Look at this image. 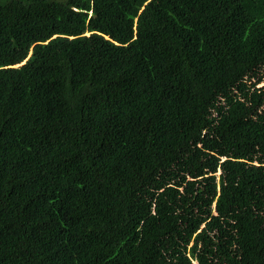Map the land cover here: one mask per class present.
Masks as SVG:
<instances>
[{"label": "trees", "instance_id": "16d2710c", "mask_svg": "<svg viewBox=\"0 0 264 264\" xmlns=\"http://www.w3.org/2000/svg\"><path fill=\"white\" fill-rule=\"evenodd\" d=\"M264 0H0V264H264Z\"/></svg>", "mask_w": 264, "mask_h": 264}, {"label": "rangeland", "instance_id": "374dc122", "mask_svg": "<svg viewBox=\"0 0 264 264\" xmlns=\"http://www.w3.org/2000/svg\"><path fill=\"white\" fill-rule=\"evenodd\" d=\"M264 85V83L263 84H260L258 87H261V86H263Z\"/></svg>", "mask_w": 264, "mask_h": 264}, {"label": "clouds", "instance_id": "9594fccd", "mask_svg": "<svg viewBox=\"0 0 264 264\" xmlns=\"http://www.w3.org/2000/svg\"><path fill=\"white\" fill-rule=\"evenodd\" d=\"M259 86V85H258ZM264 86V85H263Z\"/></svg>", "mask_w": 264, "mask_h": 264}]
</instances>
